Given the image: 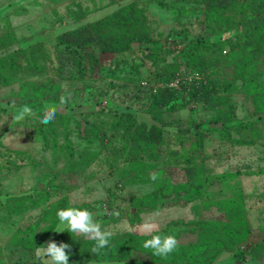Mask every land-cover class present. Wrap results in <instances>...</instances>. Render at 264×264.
<instances>
[{
  "label": "rangeland",
  "instance_id": "1",
  "mask_svg": "<svg viewBox=\"0 0 264 264\" xmlns=\"http://www.w3.org/2000/svg\"><path fill=\"white\" fill-rule=\"evenodd\" d=\"M22 105L36 116L17 122ZM108 197L120 219L97 208ZM69 206L107 247L54 231ZM154 214L179 241L167 257L141 252ZM50 240L69 264L264 262V0H0V264Z\"/></svg>",
  "mask_w": 264,
  "mask_h": 264
},
{
  "label": "clouds",
  "instance_id": "2",
  "mask_svg": "<svg viewBox=\"0 0 264 264\" xmlns=\"http://www.w3.org/2000/svg\"><path fill=\"white\" fill-rule=\"evenodd\" d=\"M69 98L70 95L62 96L60 104H66ZM57 111V106H48L43 110L37 121L46 125L55 119ZM30 116H36L35 111L28 105H22L15 114L14 119L19 122ZM150 179L157 180L158 174L151 173ZM112 214L119 216V212ZM56 215L59 226L54 231L58 233L68 231L71 234L94 241V246L90 250L91 253H96L107 247L114 234L110 230H105L96 221L93 212L86 208L69 206L58 209ZM140 233L148 237L144 240L142 247L145 250H150L154 256L167 257L179 247V241L175 235L159 233L158 214L150 215L143 221ZM70 250L71 246L68 243L60 242L58 244L56 241L50 240L46 242V245H40L35 249L34 264H69Z\"/></svg>",
  "mask_w": 264,
  "mask_h": 264
},
{
  "label": "trees",
  "instance_id": "3",
  "mask_svg": "<svg viewBox=\"0 0 264 264\" xmlns=\"http://www.w3.org/2000/svg\"><path fill=\"white\" fill-rule=\"evenodd\" d=\"M104 20H102V19H98V20H96V21H93V22H95V23H93V22H88V24H86V25H82L81 27H84V28H90V27H96L97 25H99V24H101L102 22H103ZM91 23V24H90ZM80 27V28H81ZM79 28V29H80ZM77 46H79V45H77ZM104 50H106L105 48H104ZM105 101V100H104ZM104 101H103V103H104ZM107 101V100H106ZM103 103H102V105H103ZM107 105H108V101H107ZM106 105V106H107ZM103 108L104 109H106V107H104L103 106ZM107 110V109H106ZM143 119V121H148V119L147 118H142ZM153 128H156L155 126H153ZM107 130V129H106ZM101 136H102V138H103V142H104V139L107 137L106 136V131H102L101 132ZM108 138V137H107ZM155 142V141H154ZM146 144V147L145 146H143V149H144V154H146L147 152L146 151H151L150 152V155H151V158L152 159H157V157H158V150L156 149V144L155 143H145ZM154 145V146H153ZM115 149H117V147H114ZM159 150H160V148H159ZM148 155H149V152H148ZM132 159L133 160H137V159H139L136 155H134L133 154V156H132ZM91 178V177H90ZM122 180V179H121ZM118 185H121V186H124V182H118ZM117 197H115V198H107V199H105V200H102L100 203H98L97 204V208L98 209H103V216L105 217V218H108V219H110V220H116V219H120V217L121 216H123V214L125 213V209H123V205H121L120 203L118 204V201L117 200H115ZM105 204H108V205H105ZM114 212H119V216H116V215H114V214H112V213H114ZM58 226H59V221H58ZM57 226V227H58ZM56 227V228H57ZM61 233H64V232H60L59 234H61ZM59 237V236H58ZM258 247V246H257ZM133 249H135V248H133ZM132 249V250H133ZM143 250H145L144 248H142ZM256 249V248H255ZM141 251V250H139V251H141V252H143L144 254H146V252H148L149 250H145V251ZM250 251H255L254 250V248L253 249H250ZM252 252H249V253H247V252H244V251H240V252H234L233 254H232V258H233V261H231V260H229V262L227 263V264H264V262H262L260 259H256V258H254L252 255H251V253ZM254 253V252H253ZM133 255V254H132ZM131 255V256H132ZM127 260H129V257L128 258H124V257H119L117 260H113V261H127ZM237 261V262H236Z\"/></svg>",
  "mask_w": 264,
  "mask_h": 264
},
{
  "label": "crops",
  "instance_id": "4",
  "mask_svg": "<svg viewBox=\"0 0 264 264\" xmlns=\"http://www.w3.org/2000/svg\"><path fill=\"white\" fill-rule=\"evenodd\" d=\"M135 253H137V252H135ZM135 253L130 257V259L129 260H127V261H106V262H109L110 264H129L131 261H132V259H133V256L135 255ZM142 254H144V253H142ZM136 257L138 258L139 256H138V253H137V255H136ZM135 259V258H134ZM114 262V263H113Z\"/></svg>",
  "mask_w": 264,
  "mask_h": 264
}]
</instances>
